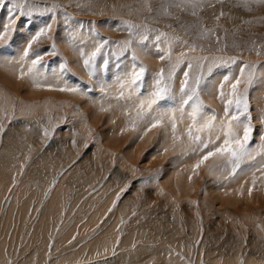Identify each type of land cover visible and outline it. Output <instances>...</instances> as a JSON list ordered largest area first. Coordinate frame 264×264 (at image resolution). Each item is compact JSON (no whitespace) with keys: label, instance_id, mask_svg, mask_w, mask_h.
Listing matches in <instances>:
<instances>
[{"label":"rangeland","instance_id":"rangeland-1","mask_svg":"<svg viewBox=\"0 0 264 264\" xmlns=\"http://www.w3.org/2000/svg\"><path fill=\"white\" fill-rule=\"evenodd\" d=\"M56 2L63 5L66 4V11L74 18L72 20V27L74 29L78 27L77 22H84V31L80 35H82L83 39L87 42L88 47L91 46L89 32L93 29L95 32H99L101 36L108 37L112 41L128 39L129 32L126 30V26L122 21L131 20L136 24L147 23L152 29H159L160 31L168 32L170 35L180 36L190 43L202 44L206 49H211V51H205L203 53L196 52L194 55H205L209 57L212 55H220L219 52H216L217 45L214 40L210 42L197 39L201 22L208 28L215 27L213 12L215 11L218 14L221 7L220 5H217L216 9L206 7L203 11H198L196 16H193L190 11H181L178 8L168 9L171 15L162 14V4L165 0H150L153 9L152 13L146 10L143 0H79L82 7H76V0H56ZM84 3H87L89 6L87 4L85 6ZM238 3L239 0H227L223 6V10L227 15L220 21L221 28L219 34L224 38L223 29L226 28L228 30L226 35L228 44L227 55H237L241 60L251 61L259 66L257 69V79L249 89L248 97L254 123L257 128H260L259 120L260 117L264 115V80L260 79V71L264 68V47L260 48V55H257L256 51L252 49L254 47V41L256 42V47L264 44V6H253V11L249 12L242 6H237ZM1 15L2 12H0V18ZM3 16L4 14L2 17ZM59 18L62 20V16ZM245 20H252L253 23L244 24L243 21ZM90 21L94 23L90 25ZM37 23H40V21H37ZM169 25H171V28L168 27ZM24 32L25 36L29 35L26 30H24ZM66 35L67 33L64 32L63 27H61V36ZM154 35L155 33L149 34V43L146 52L137 48L140 59L149 66L150 72L153 73L165 66L164 63L157 60V54L155 53L152 42ZM56 42L61 57L67 58L71 72L75 74L71 77L72 81H76L77 78H82L83 83L92 84L95 89V96L92 100H89L86 96H75L58 92L49 93V91H47V93H43L44 95L42 96L40 95L37 97L34 95L32 97L28 94V89L23 87V82H21L22 85H18V92L12 93V90L9 89L8 86L6 87V83L0 78V90H3L0 92V107H3L5 104L2 98L4 94L11 97L14 101H23L24 104L36 105L31 111V114L22 115L20 107H23V105L17 102L16 116L18 119L13 120L11 124L7 125V132L3 135L2 139H0V184L7 185L11 183L9 186L13 185V190H15V187L16 190L20 188L19 191H10L9 197L2 196L4 193L0 196V264H98L102 262V260L106 263L108 262L107 264H120L119 260L126 258L127 254H129V257H127L128 264H165L172 260L175 264L183 261V264H209V262L210 264H217V261H220V264L249 263H244V261H250V264H257L256 261L260 264H264V189H261L258 182L257 190L253 193V196L249 197L247 195V188L251 183L252 173L257 167L264 165V159L257 156L256 160L247 162L233 180L224 179L226 173H217L215 176H209L207 169L202 168L200 170V176H193L192 178L195 191L188 196L191 198L190 200L188 199L189 201L185 200V198L183 200L185 194L172 193L170 190V183H168V185L163 184L164 178L162 177L167 174V171L170 173L173 172V177L175 178L180 177V172H178V170L181 169L180 167H182L184 163L185 166H187L186 163L194 160V157H182L181 159L179 146H177L178 149L176 148L178 153L174 152V154H168L163 150L158 151L155 144L159 136L162 135L159 130L153 129L154 133L152 136H154V141L149 143L144 149L133 171H124L120 163V159L124 155V152L128 151V149L124 150L125 146L120 150L114 151L116 152L114 157H106V160L105 158L99 159L98 156L100 155L98 152L102 146V138L104 137L103 139L105 141V138H109L108 136L112 135L111 133H116L117 130L114 131L113 126L118 122L121 124V119L125 120V122L122 120L121 124L122 127L125 126L118 130V134L122 136V138L133 135V137L137 136L138 139L143 140L148 134L144 135L143 130V132L138 131H140L141 128L145 129L146 126L143 124L138 125L135 130L136 132L131 130L128 124L131 117L126 115L127 108L123 101L119 103L116 101V95H110L109 92L111 89L108 91V97L103 99V105L108 110L100 111L102 98L99 92V85L96 84L95 80L89 78L86 70L82 67L80 58L73 50V47L70 46L66 40L61 38H58ZM16 43L19 44V41ZM16 43L14 42L11 48L12 52H15L18 47ZM50 44L51 41L44 40L34 47L44 49ZM77 44H80L79 38L77 39ZM234 44L239 47H234ZM15 45L16 49H13ZM20 45L22 46V42ZM21 46L18 47L19 50L17 49V54L15 53L16 58L19 57H17V55L21 54ZM180 50L181 46L177 45L174 55L178 54ZM10 58L11 57H6V59ZM45 62L54 67L58 63V58L46 56ZM0 69L2 70V67H0ZM233 71H235V69H233ZM258 78L261 84L258 82ZM220 79L221 77L219 74H214V77L210 78L207 90L202 92V96L207 105L211 108L213 107L222 114V106L216 100L213 93L215 91L214 86L218 84ZM109 81L114 82V80ZM94 85H97V87ZM212 90L214 91L212 92ZM109 105H111V107H109ZM48 106L50 107L48 108ZM48 117L52 118V125L48 124ZM114 117H118V122L117 118ZM93 126H95V128ZM42 127H48L53 134L45 138L42 135ZM125 128L129 130L123 132L122 129ZM126 134L128 135L126 136ZM157 135L159 136L157 137ZM141 136H143L142 139ZM133 137H130V139ZM82 138L86 139V141ZM88 139H90V141ZM130 139H127V141L130 142ZM254 140L256 145H259V138L254 137ZM19 141L21 142L19 143ZM21 146H23V148ZM11 148L15 152L14 160L10 159L8 155L9 151L12 150ZM71 149H74L75 153L77 152L75 156L78 155V158H74V163L73 161L71 163L73 166H70L71 164L69 161L72 159L70 157ZM43 153L47 155L50 153L53 155L51 156L52 158L50 157V159L47 160H50V165L48 162L46 164L43 160L39 161L42 158L41 155H44ZM106 153L109 154L108 150ZM1 156L2 158L5 157L4 159H6V162L1 159ZM27 158L28 160H26ZM33 158L35 161L37 160V163ZM185 160L187 161L185 162ZM30 162H32L31 164L33 166L30 165ZM42 162H44V164ZM54 164L56 165L54 166ZM179 164L181 166H179ZM8 166L12 167L8 169ZM56 166L59 168H56ZM66 166L68 167L66 168ZM7 169H12L15 174L9 173L11 171ZM59 170L63 171V174H58L60 172ZM18 172L19 174H17ZM38 173H41V175L38 176ZM188 173L189 172H186V174ZM7 174H9V179H7ZM73 174L77 176H73ZM34 175V179L32 178L33 180H31L30 176L33 177ZM257 175H259V173H257ZM11 177H13V179L10 182ZM45 177H47V179ZM52 177L53 180L51 181ZM61 177L64 178L62 179ZM61 180L65 185L63 184L62 186L60 184L62 182ZM170 180L171 178L166 180L165 177V182ZM245 180L249 181L248 185H244ZM54 181V187L56 188H51L49 184ZM89 182L93 184L90 185ZM22 183L24 188L22 192H20ZM126 184H131V187L127 191L121 193V189L124 188ZM241 185H244L245 197L239 195L238 190ZM114 189L118 190L116 196L119 193L121 199L116 202L115 207H107V201L112 192L111 190ZM217 190L218 192L216 193L215 191ZM233 190L235 191L233 192ZM214 192L216 196H213ZM229 192L232 193L233 197L235 193L237 199L240 196V198L235 201L237 204L226 205L227 203L224 200V202H221L222 200L220 198L225 197V195L229 196L227 194ZM55 193L58 194V196L54 197ZM173 194L174 196H172ZM167 195H171L172 198L167 199ZM175 195H178L177 198L179 201ZM227 196L226 198H228ZM173 199L176 200L173 201ZM114 201H116V199ZM24 204H26L25 210L23 209ZM102 206L107 208H105L106 212L102 215L103 218L96 226L90 227L87 221L89 219L90 222L92 216H89V214ZM110 208L112 209L111 212H109ZM169 210L171 213H168ZM117 212L118 216L120 215L118 217L119 221L118 219L116 221L115 217V213ZM162 212H164V214ZM165 215L169 216L170 224L175 221L174 215L182 216V218L184 217L185 219L180 218V220L175 221V223H177L179 232V229H181L183 225L185 226L184 223H186L185 227L187 231H184L183 234L179 233L180 236L176 234L171 239H166V241L163 239L162 234L159 236L160 240L153 239L157 234L154 230V225L151 224L153 223L152 219L156 216L162 218ZM196 216L200 217L199 224L203 225L196 226L190 223L195 219V224H197L199 220H197ZM7 219L9 221H7ZM126 223L127 226L125 225ZM123 227L124 229H121ZM203 227L205 228L202 229ZM112 228L117 235V239L114 244L115 247L113 246L110 251L108 249L107 253L103 252L99 256L96 254L97 256L95 257V255L88 256L86 251L82 250V247L88 244V241H84V239L87 240V238L90 235L93 236L95 232L96 236H100L106 230ZM196 231L201 235L202 239L200 238L199 240L197 236H193V233H196ZM191 233V238H195L196 241L198 240L200 242L195 243V240L191 238L185 241V243L182 241V239H185V237L182 238V235L189 237ZM54 235L57 236L54 237ZM150 235L152 238L148 237ZM73 236H76V239L69 244ZM175 237H178L182 242L178 243L180 240L175 241L177 240V238L173 239ZM125 238H127V240ZM117 241H119L118 245L116 243ZM133 245H135V247H133ZM256 245L259 248L258 253L259 251L261 252L259 254H256L257 251L254 252V250H257ZM200 246L203 247V250ZM231 246H236L238 250L233 251L229 249ZM152 247L161 250L166 248L165 250L168 251V256L171 258H160L161 256L158 254L149 255L147 252L157 250L152 249ZM113 248H115V255L112 253ZM145 249H148V251ZM244 250H246L247 253L244 252ZM142 251L144 252L141 253ZM251 252H253V254H251ZM46 257L49 258V260ZM173 258H176L177 261ZM215 258H218L217 261ZM219 258L221 259L219 260ZM257 258L259 260H257ZM51 259H54V261ZM163 259L166 260V262ZM198 259H200L201 262ZM212 259H214V263L211 261ZM253 259L255 262H253ZM224 260H226V263Z\"/></svg>","mask_w":264,"mask_h":264},{"label":"snow or ice","instance_id":"snow-or-ice-1","mask_svg":"<svg viewBox=\"0 0 264 264\" xmlns=\"http://www.w3.org/2000/svg\"><path fill=\"white\" fill-rule=\"evenodd\" d=\"M226 2L227 0H165L162 4V14L171 15L168 9L178 8L190 11L193 16L206 7L216 9L217 5L221 6L218 14L213 12L215 27L208 28L203 22L199 25L197 39L210 42L214 40L216 52L220 53L209 57L194 55L196 52L211 51L202 44L190 43L180 36L152 29L147 23L136 24L131 20L122 21L129 32L128 39L112 41L93 29L89 32L91 46L88 47L80 35L84 31V22H77L78 27L74 29V18L66 11V6L56 0H0V12L4 14V18L0 19V67L5 63L15 66L17 79H27L36 90L86 96L92 100L95 96L93 85L83 83L82 78H77L76 81L71 79L75 74L71 72L67 58L61 57L56 42L57 38L64 39L73 47L89 78L99 85L102 98L100 111L108 110L103 105V99L108 97V91L112 87L108 81L114 80L117 85L115 99L117 102H124L126 115L131 117L128 121L131 130L135 131L141 124L146 126L144 135L153 129L159 130L164 136L171 137L173 149L179 146L181 157H194V162L190 165L189 181L193 176H198L202 168L207 169L209 176L226 173L224 179H234L247 162L256 160L257 156L264 159V115L259 120L260 128H257L248 93L257 79L259 66L251 61H243L237 55H227L228 30L223 29L224 38L219 34L220 21L227 15L223 10ZM143 4L152 13L150 0H143ZM237 6L251 12L253 6H264V0H239ZM76 7H82L79 0ZM61 16L62 20L59 18ZM93 23L89 22L90 25ZM243 23L252 24L253 21L245 20ZM61 27L67 33L66 36H61ZM168 27L171 28V25ZM22 29L29 35L25 36ZM150 33H155L152 42L157 58L165 64L154 73L150 72L149 66L140 59L137 51V48L147 51ZM78 38L80 44H77ZM17 40L23 45L18 58L11 51ZM44 40L51 41L47 48L34 47ZM177 45L181 46V50L174 55ZM253 45L252 50L260 55V48L264 44L256 47L254 41ZM233 46L239 47L235 44ZM46 56L57 57V65L53 67L45 62ZM214 74L221 77L214 86V95L222 106V114L207 105L202 96ZM2 98L5 104L0 107V139L7 132V125L18 119L17 102L23 105L20 109L22 115L31 114L36 107L34 104L14 101L6 94ZM48 124L52 125L51 117H48ZM127 130L129 129H122ZM52 134L48 127H42L45 138ZM254 137L259 138V145H256ZM164 151L167 152L168 148ZM258 182L261 189H264V165L257 167L252 173L251 183L247 188L249 197L257 190ZM248 184L249 181L245 180L244 185ZM244 185L238 190L241 197L245 195ZM130 187L131 184H126L121 193ZM120 199L121 195L118 193L116 201ZM115 204L114 201L113 207ZM111 211L110 208L109 212ZM75 239L76 236H73L69 244ZM116 243L118 245L119 241ZM104 252L107 253L108 248ZM112 253L115 255V248ZM97 255L100 253L97 252Z\"/></svg>","mask_w":264,"mask_h":264},{"label":"bare ground","instance_id":"bare-ground-1","mask_svg":"<svg viewBox=\"0 0 264 264\" xmlns=\"http://www.w3.org/2000/svg\"><path fill=\"white\" fill-rule=\"evenodd\" d=\"M75 1V0H74ZM77 1V0H76ZM68 2V1H67ZM65 4V3H64ZM74 4V3H73ZM85 4V6H86V4L87 3H84ZM66 5V4H65ZM68 5V4H67ZM88 5V4H87ZM89 6V5H88ZM100 6H101V4H100ZM115 6V5H114ZM119 6V5H118ZM67 7V6H66ZM84 7V6H83ZM116 7V6H115ZM129 8V7H128ZM117 12V11H116ZM129 12V11H128ZM112 14V13H111ZM116 14V13H115ZM2 15H3V13H2ZM2 15H1V18H3L2 17ZM108 15V14H107ZM121 15V14H120ZM131 15V14H130ZM115 17V16H114ZM0 18V19H1ZM22 31H24V30H22ZM58 39V38H57ZM17 41H19V44L18 43H16ZM15 43H16V45H18V47L19 46H21L20 44H21V42H20V40H17ZM61 42H63L62 40H60ZM63 43H65V42H63ZM16 45H15V48H13V49H16ZM13 46V45H12ZM23 46V45H22ZM21 46V47H22ZM18 47H17V49H18ZM17 49L15 50V52L14 53H16L17 52ZM22 49V48H21ZM20 49V50H21ZM12 50V49H11ZM19 50V49H18ZM19 52V51H18ZM17 54V53H16ZM147 54H149V53H147ZM19 55H17V57H18ZM145 57V56H144ZM152 57V56H151ZM158 60V59H157ZM264 63V62H263ZM8 69V70H7ZM0 78L6 83V87L8 86V88L9 89H11L12 90V93H17L18 92V85L20 86V85H22V83L21 82H23V87H26L27 89H28V94H30L32 97L34 96V95H36L37 97H39L40 95L42 96V95H44V94H46L47 93V91H40V90H36V89H34L32 86H31V84H30V82L27 80V79H25V80H20V81H18L19 79H17V74H16V71H15V67L14 66H9L8 64H4V66H2V70L0 69ZM259 79V78H258ZM260 79L261 80H264V68H262L261 69V71H260ZM260 79L258 80V82L260 83L261 81H260ZM113 81V80H112ZM93 83H94V81H93ZM108 83H111L112 84V87H111V90H110V95L111 94H113V96L114 95H116L117 94V85L115 84V82H108ZM213 83V82H212ZM95 84V83H94ZM261 84V83H260ZM1 86V85H0ZM95 86V85H94ZM213 86V85H212ZM4 87V86H3ZM95 87H97V85L95 86ZM210 87V86H209ZM213 89V88H212ZM256 89V88H255ZM22 91V90H21ZM214 90H212V92H213ZM19 92H20V90H19ZM24 93V92H23ZM44 93V94H43ZM49 93H51V92H49ZM53 93V92H52ZM214 93V92H213ZM54 94H56V93H54ZM207 94V93H206ZM12 95V94H11ZM35 96V97H36ZM30 98V97H29ZM207 98V97H206ZM27 99V98H26ZM51 99H52V96H51ZM51 99H50V101H51ZM57 99V98H56ZM55 99V100H56ZM60 99H62V98H60ZM59 99V100H60ZM82 99V98H81ZM39 100V99H38ZM53 101V100H52ZM96 101V100H95ZM98 101H99V99H98ZM210 101V100H209ZM91 102V101H90ZM52 103V102H51ZM58 103V102H57ZM63 103V102H62ZM64 103H66V102H64ZM92 103V102H91ZM119 103V102H118ZM40 104V103H39ZM97 104V103H96ZM44 105V104H43ZM47 105H49V104H47ZM80 105V104H79ZM84 106H85V104H83ZM120 105V104H119ZM42 106V105H41ZM81 106V105H80ZM84 106H83V108H84ZM212 106V105H211ZM43 107V106H42ZM50 106H48V108H49ZM78 107V106H77ZM85 107H87V106H85ZM21 108V107H20ZM55 108V107H54ZM54 108H52V109H54ZM213 108V107H212ZM48 111V110H47ZM83 112V111H82ZM97 112V111H96ZM95 112V113H96ZM47 114V113H46ZM91 114V113H90ZM89 114V115H90ZM94 114V113H93ZM97 114V113H96ZM85 115V114H84ZM49 116V115H48ZM47 117V116H46ZM110 117V116H109ZM91 118V117H90ZM89 118V119H90ZM96 118V117H95ZM98 118V117H97ZM112 118V117H111ZM114 118H117V122H118V117H114ZM113 118V119H114ZM85 119V118H84ZM113 119H112V121H113ZM30 120V119H29ZM99 120V119H98ZM101 120V119H100ZM114 120H116V119H114ZM122 120L123 119H121V124H122ZM60 122V121H59ZM123 122H125V120H123ZM38 123V122H37ZM92 123V122H91ZM96 123V122H95ZM94 123V124H95ZM108 123V122H107ZM87 124H89V123H87ZM98 124V123H97ZM119 122L117 123V124H115V126H113L114 128H113V130L114 131H116V133H111L112 135H109L108 137L109 138H105V141H104V137L102 138V146L100 147V149H99V155L100 156H98L99 157V159L100 158H105V160H106V157L107 158H110V156H111V158L112 157H114V155H115V153L116 152H114V151H117V150H120V149H122L124 146V150H127L128 149V151H126V152H124V155L121 157V161H120V163H121V166L123 167V169H124V171H133L135 168H136V165H137V163H138V160L140 159V157H141V154L143 153V151H144V149L149 145V143H151L152 141H154V136H152V134L154 133L153 132V130L151 131V132H148L147 134V136H146V138H144L143 140H140V139H138L137 138V136H135V137H133V135L132 136H128V137H125V138H122V136H119V134H118V130H120L121 128H123L122 127V125H121ZM124 124V123H123ZM45 125V124H44ZM48 125V124H47ZM91 126V125H90ZM95 126H97V125H95ZM95 126H93L94 128H95ZM86 127V126H85ZM182 127V126H181ZM93 128V129H94ZM87 130V129H86ZM144 131V129L143 128H141V130L140 131H138V132H141V131ZM113 131V132H114ZM142 131V132H143ZM124 132V131H123ZM136 132V131H135ZM137 132V133H138ZM156 132V131H155ZM84 133V132H83ZM106 133V132H105ZM161 133V132H160ZM108 134H110V133H108ZM125 135V134H124ZM128 134H126V136H127ZM137 135V134H136ZM84 136V135H83ZM159 135H157V137H158ZM32 137V136H31ZM88 137V136H87ZM107 137V136H106ZM130 137H133V138H131L130 139ZM84 138H86V137H84ZM84 138H82L83 140H85L86 141V139H84ZM90 138V137H89ZM123 139V140H121V139ZM127 139L129 140L130 139V142L129 141H127ZM89 141H90V139H88ZM92 140V139H91ZM17 141V140H16ZM31 141H33V140H31ZM94 141V140H93ZM7 142H9V141H7ZM21 141H19V143H20ZM28 142V141H27ZM99 143V142H98ZM129 143V144H128ZM17 144V143H16ZM22 144V143H21ZM26 144V143H25ZM20 145V144H19ZM32 145V144H31ZM97 145H99V144H97ZM1 146V145H0ZM4 146V145H3ZM73 146V145H72ZM10 147V146H9ZM12 147V146H11ZM22 148H23V146H21ZM25 147V146H24ZM155 147H156V149H158V151H160V150H163L164 151V149L165 148H168V151H167V153L168 154H174V152L176 153H178V151H176V148L175 149H173V147H172V142H171V137L170 136H164L163 134L162 135H160L159 136V138L157 139V141H156V144H155ZM14 148H16V147H14ZM29 148H30V146H29ZM2 149V148H1ZM5 149V148H4ZM12 149V148H11ZM19 149V148H18ZM75 149V148H74ZM74 149H71L70 150V157L72 158L71 160H69L70 161V164L72 163V161H73V163H74V158L76 159V158H78V155H76L75 156V154L77 153H75L74 151ZM178 149V148H177ZM17 150V149H16ZM23 150V149H22ZM107 150H108V152H109V154H107L106 152H107ZM6 151V150H5ZM27 151V150H26ZM69 151V150H68ZM2 152V151H1ZM39 152V151H38ZM80 152V151H79ZM5 153V152H4ZM15 152H14V150L12 149L11 151H9V158L10 159H13L14 160V158H15V154H14ZM26 153V152H25ZM98 153H97V155H98ZM3 154V153H2ZM1 154V155H2ZM44 154V153H43ZM30 155V154H29ZM96 155V154H95ZM177 155V154H176ZM2 156H5V155H2ZM2 156H1V159H3L4 161L6 160V159H4V158H2ZM51 156H53L52 154H50V153H48V155L47 154H44V155H41V159L39 160V161H41V160H43L44 162H46V164H47V162H48V164L50 163V160L49 161H47L48 159H50V157ZM21 157H22V155H21ZM20 157V158H21ZM28 157V156H27ZM179 157V156H178ZM23 158V157H22ZM26 158V157H25ZM36 158V157H35ZM52 158V157H51ZM95 158V157H94ZM167 158V157H166ZM8 159V158H7ZM17 159V158H16ZM19 159V158H18ZM36 159H38V158H36ZM115 159H116V157H115ZM177 159H180V158H177ZM181 159H182V157H181ZM23 160V159H22ZM26 160H28V158L26 159ZM33 160H34V158H33ZM54 160V159H53ZM61 160V159H60ZM35 161V160H34ZM37 161V160H36ZM35 161V162H36ZM98 161V160H97ZM109 161V160H108ZM114 161V160H113ZM175 161H176V159H175ZM179 161V160H178ZM177 161V162H178ZM187 160H185V162H186ZM6 162V161H5ZM35 162H33V163H35ZM44 162H42L43 164H44ZM102 162V161H101ZM194 162V160H191V161H188L186 164H187V166H185V163L182 165V167H180L181 169H179L178 170V172H180L179 174H180V177H178V178H175V177H173V172L172 173H170V172H168L167 171V174H165V175H163V177L162 178H164V180H163V184H165V185H168V183H170V190L172 191V193H174V194H180V193H182V194H185V197H183V200H184V198H185V200H190L191 198L190 197H188L189 195H191L194 191H195V187H194V185H193V181L191 180V181H189V179H188V176L190 175V165L192 164ZM3 163V162H2ZM14 163V162H13ZM32 162H30V165H32L31 164ZM37 163V162H36ZM39 163H41V162H39ZM38 163V164H39ZM178 163H180V162H178ZM0 164H1V162H0ZM12 164V163H11ZM25 164H27V163H25ZM69 164V163H68ZM69 164V165H70ZM19 165V164H18ZM29 165V166H30ZM50 165V164H49ZM53 165V164H52ZM56 164H54V166H55ZM20 166V165H19ZM28 166V165H27ZM33 166V165H32ZM36 166H37V164H36ZM43 166V165H42ZM41 166V167H42ZM70 166H73L72 164L70 165ZM179 166H181L180 164H179ZM10 167H12V166H10ZM9 166H8V169L10 168ZM15 167V166H14ZM48 168H50L49 166H47ZM58 166H56V168H57ZM68 166H66V168H67ZM121 167V168H122ZM15 168H17V167H15ZM30 168V167H29ZM43 168V167H42ZM52 168V167H51ZM59 168V167H58ZM61 168H63V167H61ZM7 169V170H8ZM23 169V168H22ZM32 169V168H31ZM71 169V168H70ZM13 170L15 171V169L13 168ZM12 169H10V170H8V171H11V172H9V173H14V171H13ZM25 170V169H24ZM30 170V169H29ZM36 170V169H35ZM62 170V169H61ZM38 171V170H37ZM49 171H50V169H49ZM60 171V170H59ZM58 171V172H59ZM63 171H64V169H63ZM63 171H60L58 174H63ZM7 172V171H6ZM27 172V171H26ZM39 172V171H38ZM55 172V171H54ZM186 172H189L188 174H186ZM4 173H5V171H4ZM8 173V172H7ZM56 173V174H57ZM64 173H65V171H64ZM72 173V172H71ZM6 174V173H5ZM15 174V173H14ZM17 174H19V172L17 173ZM26 174V173H25ZM28 174V173H27ZM35 174V173H34ZM49 174L51 175V173L49 172ZM57 174V175H58ZM4 175V174H3ZM8 175L9 174H7V179H9V177H8ZM31 175V174H30ZM38 176L39 175H41V173H38L37 174ZM65 175V174H64ZM0 176H1V173H0ZM12 176V175H11ZM17 176V175H16ZM15 176V178H16V180H17V177ZM27 176V175H26ZM67 176V175H66ZM73 176H77L76 174H73ZM200 176V175H199ZM3 177V176H2ZM20 177V176H19ZM22 177V176H21ZM25 177V176H24ZM23 177V178H24ZM28 177H29V174H28ZM34 177H35V175L33 176V177H31L30 176V178H31V180H33L34 179ZM58 177V176H57ZM165 177H166V180L167 179H169V178H171V180L170 181H167V182H165ZM240 177V176H239ZM4 178V177H3ZM14 178V179H15ZM26 178V177H25ZM33 178V179H32ZM46 179H47V177H45ZM62 179L64 178V177H61ZM13 179V177H11V179H10V182H11V180ZM45 179V180H46ZM75 179V178H74ZM105 179V178H104ZM39 180V179H38ZM53 180V177L51 178V181ZM89 180V179H88ZM229 180V179H228ZM231 180H233V179H231ZM62 181V180H61ZM82 181V180H81ZM86 181V180H85ZM91 181V180H90ZM21 182H22V180H21ZM27 182H28V180H27ZM55 182V181H54ZM92 182V181H91ZM91 182H89V184L91 185V184H93V183H91ZM48 183H49V181H48ZM11 183H8L7 185H5V184H0V196H1V194L2 193H4V195H2V196H6V197H9L8 195L12 192V190L14 189V186L12 185V186H9ZM17 184V183H16ZM31 184H33V183H31ZM38 184V183H37ZM62 186H63V181L60 183ZM69 184V183H68ZM233 184V183H232ZM21 185V184H20ZM19 185V186H20ZM49 185H51V188H53L54 186H53V182L52 183H50ZM56 185H57V183H56ZM58 185H59V183H58ZM65 185V184H64ZM34 186V185H33ZM237 186V185H236ZM60 187V186H59ZM220 187H222V186H220ZM24 188V185H23V183H22V186H21V191L20 192H22V189ZM54 188H56V187H54ZM114 188V187H113ZM118 188V187H117ZM116 188V189H117ZM9 189H11V192L9 191ZM19 189L20 188H18L17 190H16V187H15V190L16 191H19ZM45 189V188H44ZM116 189H114V190H111L112 192H111V196L109 197V199H108V206L107 207H111V206H113L112 204L114 203V200L116 199L115 197H116V192L118 191V190H116ZM15 190H13V192H15ZM59 190V189H58ZM63 190V189H62ZM27 191V190H26ZM25 191V192H26ZM45 191V190H44ZM53 191V190H52ZM64 191V190H63ZM235 190H233V192H234ZM25 192H23V193H25ZM54 192V191H53ZM57 192V191H56ZM216 193L218 192V190L217 191H215ZM215 192L213 193V196L215 195L216 196V194H215ZM231 192V191H230ZM229 192V193H230ZM238 192V191H237ZM19 193V192H18ZM63 193V192H62ZM89 193V192H88ZM224 193V192H223ZM227 193L229 196H227V195H225V197H222V198H220L221 200V202H226L227 204L226 205H228V204H230V205H234V204H237V202H235V201H237L239 198H240V196H239V198L237 199V195L235 196V193H234V197L232 196V193ZM13 194V193H12ZM110 194V193H109ZM174 194L172 195V196H174ZM222 194V193H221ZM225 194V193H224ZM19 195V194H18ZM26 195V194H25ZM11 196H13V195H11ZM10 196V197H11ZM56 196H58V194H56L55 193V196L54 197H56ZM77 196V195H76ZM172 196L171 195H167V199H169V198H172ZM176 196V195H175ZM182 196V195H181ZM226 196L228 197V198H226ZM232 196V197H231ZM178 197V195L176 196V198ZM188 197V198H187ZM230 197V198H229ZM236 197V198H235ZM245 197V196H244ZM1 198V197H0ZM78 198V197H77ZM80 198V197H79ZM174 198V197H173ZM223 198H225V199H227V200H225V199H223ZM59 199V198H58ZM178 199V198H177ZM246 199V198H245ZM10 200V199H9ZM12 200V199H11ZM60 200V199H59ZM174 200H176V199H173V201ZM188 200V201H189ZM224 200V201H223ZM24 201V200H23ZM173 201H171V202H173ZM178 201H179V199H178ZM177 201V202H178ZM181 201V200H180ZM193 201V200H192ZM191 201V202H192ZM246 201V200H245ZM56 202V201H55ZM115 202H117V201H115ZM182 202V201H181ZM256 202V201H255ZM0 203H1V201H0ZM23 203V202H22ZM25 203V202H24ZM15 204H16V202H15ZM57 204V203H56ZM56 204H54V205H56ZM59 204V203H58ZM170 204V203H169ZM179 204V203H178ZM177 204V205H178ZM61 205V204H60ZM174 205V204H173ZM176 205V206H177ZM175 206V207H176ZM178 206H181V205H178ZM23 207V206H22ZM25 207H26V204H24V207H23V209L25 210ZM190 207V206H189ZM106 207H104V206H102V207H99L98 209H96V210H93L90 214H89V216H92L91 217V220H90V222H89V219H88V221H87V224L90 226V227H93V226H96L100 221H101V219L103 218L102 217V215H104V212H106V209H105ZM169 208V207H168ZM166 209V208H165ZM170 209V208H169ZM175 210V209H174ZM126 212V211H125ZM176 212V211H175ZM175 212H173V213H175ZM163 214H164V212H162ZM166 213V212H165ZM168 213H171L170 212V210H169V212ZM168 213H167V215H168ZM36 214V213H35ZM167 215H165L164 217H162V218H159L158 216H156L154 219H152V222L153 223H151V224H153L154 225V230H155V232H156V236L155 237H153V239H159L160 240V238H159V236L162 234L163 235V239L166 241V239H171L173 236H175L176 234H183L184 233V231L186 232L187 230H186V223H184L185 224V226L183 225L182 226V228L181 229H179L180 230V232L178 231V229H177V223H175V221H179L180 220V218H182V216L180 217L179 215H174L173 217H174V219H175V221H173V222H171V224H170V220H169V216H167ZM189 215V214H188ZM187 215V216H188ZM120 216V215H119ZM118 212L117 213H115V217H116V221H117V219H118ZM163 216V215H162ZM9 217V216H8ZM186 217V216H185ZM190 217H192V216H190ZM197 217V216H196ZM88 218V217H87ZM114 218V217H113ZM165 218V219H164ZM184 218V217H183ZM182 218V219H183ZM182 219H181V222H182ZM185 219V218H184ZM194 219V218H193ZM200 219V217L198 216L197 217V220H199ZM128 220V219H127ZM7 221H9L8 219H7ZM118 221H119V219H118ZM89 222V223H88ZM128 222V221H127ZM199 222H200V220L197 222V224H195L196 223V221H195V219L194 220H192L190 223L191 224H194V225H203V224H199ZM117 223V222H116ZM262 223V222H261ZM260 224V223H259ZM126 226H127V223L125 224ZM85 226V225H84ZM83 226V227H84ZM190 226V225H189ZM195 226V227H196ZM106 227V226H105ZM156 227V228H155ZM192 227V226H191ZM152 228V227H151ZM205 227H203L202 229H204ZM84 229V228H83ZM121 229H124V227L123 228H121ZM208 229V228H207ZM57 230V229H56ZM62 230V229H61ZM137 230H138V228H137ZM153 230V229H152ZM261 230V229H260ZM263 230V229H262ZM207 231V230H206ZM205 231V232H206ZM203 232V231H202ZM204 232V233H205ZM262 232V231H261ZM59 233V232H58ZM207 233V232H206ZM56 234H57V232H56ZM63 234V233H62ZM180 234H179V236H180ZM264 234V233H263ZM100 235V234H99ZM189 235V234H188ZM197 236V238H199V240H200V238H201V235L199 234V233H197V231H196V233H193V236ZM203 235V234H202ZM206 235V234H205ZM57 236V235H56ZM55 235H54V237H56ZM52 237V236H51ZM149 238H152L151 237V235L150 236H148ZM185 237V239L183 240L182 239V241L185 243V241H187V240H189V238H191L192 237V233H191V235H189V237L188 236H185V235H182V238H184ZM124 238V237H123ZM177 238V240H175V241H179L180 239L178 238V237H175V238H173V239H176ZM196 238V239H197ZM116 239H117V235L115 234V232H114V229L112 228V229H110V230H106L104 233H102L100 236H96V232H95V234L93 235V236H89L88 238H87V240H85L84 239V241H88V244H86V246L85 247H82V250H84V251H86V254H88V256H94L95 255V257L97 256L96 254H97V252H99L100 254H102L103 252H104V249L105 248H108L109 249V251H110V249L114 246L115 247V241H116ZM126 240H127V238H125ZM144 239V238H143ZM172 239V240H173ZM191 239H193V238H191ZM202 239V238H201ZM221 239V238H220ZM141 240V239H140ZM193 240H195V238L193 239ZM204 240V239H203ZM181 240L178 242V243H180V242H182ZM79 242V241H78ZM164 242V241H163ZM162 242V243H163ZM173 242H174V240H173ZM198 242H200V241H196L195 240V243H198ZM219 242V241H218ZM171 243V242H170ZM175 243V242H174ZM228 243V242H227ZM77 244H79V243H77ZM154 244V243H153ZM180 245V244H179ZM188 245V244H187ZM197 245V244H196ZM193 246V245H192ZM257 246V245H256ZM4 247V246H3ZM201 248H202V250H203V247L202 246H200ZM151 248V247H150ZM245 248V247H244ZM152 249H157V250H154V251H149V252H147L149 255H156V254H158L159 256H161L160 258H164V259H170L171 257L170 256H168V251L167 250H161V249H159V248H153L152 247ZM175 249V248H174ZM198 249V248H197ZM229 249H231V250H233V251H235V250H238L237 248H236V246H231V247H229ZM242 249V248H241ZM5 250V249H4ZM146 251H148V249H145ZM144 250V251H145ZM243 250V249H242ZM247 250V249H246ZM246 250H244V252H246ZM249 250H250V248H249ZM258 250H259V248H258V246H257V250H254V252L255 251H257V253L256 254H259V253H261L260 251H259V253H258ZM83 251V252H84ZM131 251H134V250H131ZM144 251H142L141 253H143ZM253 251V250H252ZM82 252V253H83ZM138 252V251H137ZM136 252V253H137ZM46 253V252H45ZM118 253V252H117ZM129 253V252H128ZM131 253V252H130ZM140 253V254H141ZM146 253V252H145ZM247 253V252H246ZM245 253V254H246ZM131 254H133V253H131ZM228 254H230V253H228ZM251 254H253V252H251ZM45 255V254H44ZM83 255V254H82ZM145 255V254H144ZM185 255V254H184ZM238 255V254H237ZM239 255H240V253H239ZM247 255H250V254H247ZM47 256V255H46ZM49 256V255H48ZM172 256V255H171ZM174 256V255H173ZM179 256V255H178ZM254 256V255H253ZM1 257V256H0ZM3 257V256H2ZM94 257V258H95ZM127 257H129V254H127V256H126V258H122L121 260H119V258H118V260H119V262H120V264H128V259H127ZM154 257V256H153ZM170 257V258H169ZM210 257V256H209ZM213 257V256H212ZM234 257H235V255H234ZM233 257V258H234ZM247 257V256H246ZM259 257V256H258ZM47 258V257H46ZM77 258V257H76ZM121 258V257H120ZM152 258V257H151ZM206 258V257H205ZM226 258V257H225ZM230 258V257H229ZM236 258V257H235ZM244 258V257H243ZM251 258H252V256H251ZM254 258H256V257H254ZM2 259V258H1ZM48 260H49V258H47ZM46 259V260H47ZM79 259V258H78ZM159 259V258H158ZM163 259V260H164ZM173 259H175L176 261H177V259L176 258H173ZM182 259V258H181ZM180 259V260H181ZM200 259H201V257H200ZM200 259H198L199 261H200ZM218 259V258H217ZM217 259L215 258V260L217 261ZM221 258H219V260H220ZM5 260V259H4ZM51 260H53L54 261V259H51ZM91 260V259H90ZM102 260V259H101ZM100 260V261H101ZM160 260V259H159ZM163 260H161V261H163ZM197 260V261H198ZM208 260L210 261V259L208 258ZM213 260L214 259H212L211 261L213 262ZM257 260H259L258 258H257ZM44 261V260H43ZM78 261V260H77ZM165 262H166V260H164ZM182 261V260H181ZM198 261V262H199ZM225 261V263H226V260H224ZM230 261V260H229ZM6 262H7V260H6ZM48 262V261H47ZM69 262V261H68ZM83 262V261H82ZM87 262V261H86ZM193 262V261H192ZM201 262V261H200ZM218 263L220 262V261H217ZM216 262V263H217ZM231 262V261H230ZM237 262V261H236ZM245 262H249L248 264H250V261H244V263ZM253 262H255L254 261V259H253ZM260 262V261H259ZM262 262V261H261ZM13 263V262H12ZM108 263V262H107ZM104 260H102V262H99L98 264H107ZM129 263H131V262H129ZM180 264H183L184 263V261L183 262H179ZM179 263H176V264H179ZM214 263V262H213ZM217 263V264H218ZM222 263V262H221ZM229 263V262H228ZM256 263L257 264H260V263H258L257 261H256ZM11 264V263H10ZM84 264H86V263H84ZM110 264V263H109ZM114 264H119V263H114ZM140 264V263H139ZM165 264H175L174 263V261L172 260V261H168L167 263H165ZM198 264V263H197ZM203 264V263H202ZM209 264H210V262H209ZM220 264V263H219Z\"/></svg>","mask_w":264,"mask_h":264}]
</instances>
